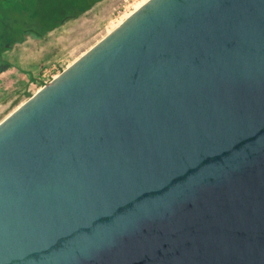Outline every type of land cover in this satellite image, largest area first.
Here are the masks:
<instances>
[{"label":"water","instance_id":"water-1","mask_svg":"<svg viewBox=\"0 0 264 264\" xmlns=\"http://www.w3.org/2000/svg\"><path fill=\"white\" fill-rule=\"evenodd\" d=\"M0 264H264V0H147L3 119Z\"/></svg>","mask_w":264,"mask_h":264},{"label":"rangeland","instance_id":"rangeland-1","mask_svg":"<svg viewBox=\"0 0 264 264\" xmlns=\"http://www.w3.org/2000/svg\"><path fill=\"white\" fill-rule=\"evenodd\" d=\"M146 1L101 0L43 37L27 35L4 52L0 63L9 67L0 72V122Z\"/></svg>","mask_w":264,"mask_h":264},{"label":"trees","instance_id":"trees-1","mask_svg":"<svg viewBox=\"0 0 264 264\" xmlns=\"http://www.w3.org/2000/svg\"><path fill=\"white\" fill-rule=\"evenodd\" d=\"M101 0H0L1 55L31 35L41 38L67 20L77 18ZM9 67L0 63V72Z\"/></svg>","mask_w":264,"mask_h":264},{"label":"bare ground","instance_id":"bare-ground-1","mask_svg":"<svg viewBox=\"0 0 264 264\" xmlns=\"http://www.w3.org/2000/svg\"><path fill=\"white\" fill-rule=\"evenodd\" d=\"M145 3V2H144ZM140 6H138V8H139ZM137 8V7H136Z\"/></svg>","mask_w":264,"mask_h":264}]
</instances>
